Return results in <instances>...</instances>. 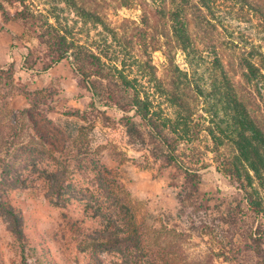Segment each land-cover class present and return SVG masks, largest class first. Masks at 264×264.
<instances>
[{
	"label": "rangeland",
	"instance_id": "374dc122",
	"mask_svg": "<svg viewBox=\"0 0 264 264\" xmlns=\"http://www.w3.org/2000/svg\"><path fill=\"white\" fill-rule=\"evenodd\" d=\"M4 14L34 18L13 20L20 33L3 53L14 46L22 54L16 68L0 66V162L13 163L26 184L5 193L29 247L22 252L0 213V264H131L100 237L94 161L125 187L162 264H260L264 233L260 245L253 234L264 226V0H0ZM65 47L66 59L52 63ZM80 58L86 79L75 68ZM246 61L257 80H248ZM89 83L142 113L99 98L94 116L78 118L92 110ZM243 119L257 129L255 148L241 137L254 135ZM55 172L68 204L48 197Z\"/></svg>",
	"mask_w": 264,
	"mask_h": 264
},
{
	"label": "trees",
	"instance_id": "16d2710c",
	"mask_svg": "<svg viewBox=\"0 0 264 264\" xmlns=\"http://www.w3.org/2000/svg\"><path fill=\"white\" fill-rule=\"evenodd\" d=\"M186 6H190L189 2L183 3ZM187 9V7H186ZM183 12V11H182ZM178 15V13L176 14ZM4 20L5 21H13V20H26L28 18H34L33 16L28 15H19V16H7L5 15ZM181 18V17H180ZM181 34L178 35V37L181 40L182 47H184L185 50L190 47V32L188 29L182 27ZM217 51L220 53V51H224L220 49L219 47H216ZM68 49L65 48H58L56 51L57 57L55 58V61L52 63H59L66 59V56L68 54ZM223 53V52H221ZM168 57V56H167ZM221 59L217 58V66L220 67ZM77 64H75L76 70L86 79L88 78L86 70L85 63L80 59L76 60ZM250 62L246 61V64L249 67V81L257 80L260 77L259 70L256 69L254 66L249 64ZM51 65H48L47 68L49 69ZM1 70V67H0ZM8 78L11 80L13 78L14 74V68H10L8 72H6ZM90 85V86H89ZM88 85L89 91H91L93 95V102H92V110L91 111H85V112H78L77 117L84 120L87 119L89 116L92 117L96 113V102L99 98H101V101L103 98H106V105L111 106H118L121 109H124L126 112L136 109L135 105L131 104H120L114 95L110 96H102L99 93L96 85L90 84ZM39 109L38 105L34 106V110ZM1 112L6 113V108H3V110L0 108ZM139 113H142L141 110L138 108L135 110ZM125 112V113H126ZM25 111L19 112L21 115H25ZM127 114V113H126ZM142 119L145 121L147 120L146 115L141 116ZM131 120V117L128 115H125L124 121L128 122ZM243 124L245 125V128L243 130L244 133L246 131L253 132L254 135L253 140L250 141V137H245L244 134L241 135L244 136L246 145L248 149L255 148L254 142L258 141L257 137V129L254 127L253 123H251L248 119H243ZM259 134V133H258ZM260 137V134H259ZM163 144L165 143L166 147L168 148V160L176 162L178 159L175 156V148L170 144H168V140L163 138ZM87 149L92 151L91 144L89 145ZM27 150V149H26ZM25 150V151H26ZM1 161V160H0ZM94 167L97 171V179H98V201H99V207L96 208L94 211L95 217H101L103 221L104 230L100 234V237L103 238L102 241L109 244V250H113V247L119 248L120 253L131 256V264H162L157 259L158 254V248L155 246L153 240L154 235L150 237L151 233L149 230H146V226L141 224L140 221V215H137L133 211V207L131 205V202H128L127 200V193L125 191V187L121 184V182L118 180L117 177H115L113 171L111 169H108L104 164H102L99 161H94ZM15 165L13 163H7L6 161L0 162V213L2 216H4L8 221L10 225V231L14 234L16 237V241L20 248L22 249V252H25L26 249H29L27 238L24 234V230L22 227L23 224V216L21 212L11 203V201L7 198L8 195L5 193V188L9 186L19 187L26 186L25 182L22 179V176L18 173V171L14 168ZM16 167V166H15ZM58 172L51 173V175L48 176L49 181V193L48 197L52 200L63 202L64 204H68L66 198L63 194V184L64 182H59L58 178ZM187 174H191L192 182L196 184H200L201 177L200 175L195 172L189 170L187 171ZM237 183L240 182L239 174L237 176ZM241 185L240 183H238ZM243 186V185H242ZM65 191V189H64ZM66 195V194H65ZM126 195V196H125ZM89 207V205L87 206ZM250 207L253 209V211L259 216L260 210L259 206L253 202H250ZM199 207H197L198 209ZM89 209H93L89 207ZM139 217V219H138ZM190 227L194 229L195 231L197 229V222L195 220H191L189 222ZM152 230H159L157 226L152 225ZM163 228V227H162ZM190 228V229H191ZM157 232V231H156ZM159 232H161L159 230ZM158 232V234H159ZM264 233V226L261 224L258 227V230L256 233L253 234L255 237V241L258 245L262 243V234ZM113 237L111 240L108 237ZM264 257V256H263ZM260 264H264V258L261 260Z\"/></svg>",
	"mask_w": 264,
	"mask_h": 264
},
{
	"label": "crops",
	"instance_id": "0c3cea01",
	"mask_svg": "<svg viewBox=\"0 0 264 264\" xmlns=\"http://www.w3.org/2000/svg\"><path fill=\"white\" fill-rule=\"evenodd\" d=\"M19 31V25L15 21L7 22L0 16V66H3L5 63H10L11 65L13 64L14 68L17 67L18 57L22 54L20 52L21 50L17 51V47H10L7 56H5L3 50L7 43H16V38L20 33Z\"/></svg>",
	"mask_w": 264,
	"mask_h": 264
}]
</instances>
